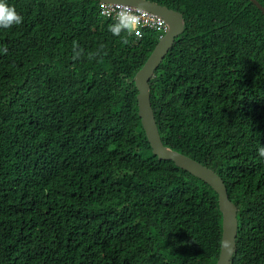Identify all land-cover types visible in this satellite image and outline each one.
<instances>
[{
  "label": "trees",
  "instance_id": "1",
  "mask_svg": "<svg viewBox=\"0 0 264 264\" xmlns=\"http://www.w3.org/2000/svg\"><path fill=\"white\" fill-rule=\"evenodd\" d=\"M152 1L185 19L150 79L163 143L223 178L231 264H264V10ZM5 2L23 22L0 28V264H217V191L159 159L139 114L163 32L115 36L99 0Z\"/></svg>",
  "mask_w": 264,
  "mask_h": 264
},
{
  "label": "water",
  "instance_id": "2",
  "mask_svg": "<svg viewBox=\"0 0 264 264\" xmlns=\"http://www.w3.org/2000/svg\"><path fill=\"white\" fill-rule=\"evenodd\" d=\"M99 1L113 4H125L143 9L162 17L169 25V32L160 39L148 60L135 76L134 80L139 90V114L153 153L158 155L159 159L173 160L176 165L206 181L217 191L220 211L223 213L222 247L217 264H231L238 236V206L230 198L223 178L216 171L205 166L198 160L176 151L163 143L151 102L150 79L155 76L156 70L160 66L165 55L168 53L170 47L173 45L175 39L184 31V16L182 13L152 0ZM252 1L264 10L258 0ZM225 243L229 246L225 247Z\"/></svg>",
  "mask_w": 264,
  "mask_h": 264
},
{
  "label": "clouds",
  "instance_id": "3",
  "mask_svg": "<svg viewBox=\"0 0 264 264\" xmlns=\"http://www.w3.org/2000/svg\"><path fill=\"white\" fill-rule=\"evenodd\" d=\"M106 3V2H105ZM113 4V3H112ZM120 5H125V4H120ZM130 6V5H129ZM134 7V6H131ZM139 9V8H138ZM143 10V9H142ZM145 11V10H144ZM148 12V11H146ZM150 13V12H149ZM153 14V13H151ZM155 15V14H153ZM158 16V15H155ZM160 17V16H158ZM162 18V17H160ZM163 19V18H162ZM164 20V19H163ZM23 22V17L21 15H19L14 7L9 6L5 0H0V28L3 29H9L11 27H13L14 25H20ZM165 22V27L162 28L163 34L160 36V39L169 32L170 28L169 25ZM185 22V21H184ZM141 23V19L140 16H138L137 14L130 12L127 7L120 9L116 12V22L112 25L109 26V30L113 33V35L115 36H120V34L122 32H127L129 34L132 33H136L137 36H140V38L144 35L146 30L149 29H142L141 34H139L138 32V27ZM157 31L161 32V29H156ZM185 30V29H184ZM184 32V31H183ZM182 32V33H183ZM181 35V34H180ZM179 35V36H180ZM178 36V37H179ZM177 37V38H178ZM159 39V41H160ZM159 43V42H158ZM157 46V45H156ZM155 49V48H154ZM154 51V50H153ZM152 51V52H153ZM4 52H7V49H4ZM151 52V53H152ZM169 52V51H168ZM168 54V53H167ZM167 54L165 55V57L167 56ZM151 55V54H150ZM164 57V59H165ZM149 58V57H148ZM147 58V60H148ZM164 59L162 60V62L164 61ZM146 60V61H147ZM161 62V64H162ZM160 64V65H161ZM258 156L261 158H264V146H261L258 148ZM229 245L227 243H225V247H228Z\"/></svg>",
  "mask_w": 264,
  "mask_h": 264
},
{
  "label": "built area",
  "instance_id": "4",
  "mask_svg": "<svg viewBox=\"0 0 264 264\" xmlns=\"http://www.w3.org/2000/svg\"><path fill=\"white\" fill-rule=\"evenodd\" d=\"M127 7L130 12H133L140 16L141 23L138 27L139 34L142 33V29H162L165 27V22L162 18L155 16L151 13H147L142 9L131 7L129 5H120L112 3H102V12L106 16H113L116 19V12L120 9Z\"/></svg>",
  "mask_w": 264,
  "mask_h": 264
},
{
  "label": "rangeland",
  "instance_id": "5",
  "mask_svg": "<svg viewBox=\"0 0 264 264\" xmlns=\"http://www.w3.org/2000/svg\"><path fill=\"white\" fill-rule=\"evenodd\" d=\"M163 31H164V30H162V29H161V32H163ZM132 34H134V36H135V37L137 36V34H136L135 32H134V33H132Z\"/></svg>",
  "mask_w": 264,
  "mask_h": 264
},
{
  "label": "bare ground",
  "instance_id": "6",
  "mask_svg": "<svg viewBox=\"0 0 264 264\" xmlns=\"http://www.w3.org/2000/svg\"><path fill=\"white\" fill-rule=\"evenodd\" d=\"M126 6V5H125ZM147 13H149V12H147Z\"/></svg>",
  "mask_w": 264,
  "mask_h": 264
}]
</instances>
